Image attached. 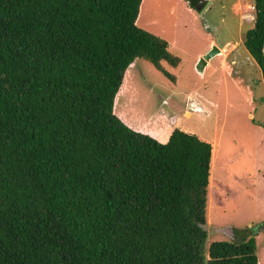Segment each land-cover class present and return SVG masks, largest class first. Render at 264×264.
I'll list each match as a JSON object with an SVG mask.
<instances>
[{"label": "trees", "instance_id": "1", "mask_svg": "<svg viewBox=\"0 0 264 264\" xmlns=\"http://www.w3.org/2000/svg\"><path fill=\"white\" fill-rule=\"evenodd\" d=\"M139 5L0 0V264H258L250 229L206 246L212 142L178 127L160 142L112 111L135 59L174 79ZM253 12L243 44L264 80V0Z\"/></svg>", "mask_w": 264, "mask_h": 264}, {"label": "rangeland", "instance_id": "2", "mask_svg": "<svg viewBox=\"0 0 264 264\" xmlns=\"http://www.w3.org/2000/svg\"><path fill=\"white\" fill-rule=\"evenodd\" d=\"M253 13V0H207L201 13L189 0H140L136 23L168 42L178 61L162 64L174 79L135 59L112 111L160 142L174 127L212 142L206 246L250 229L264 264V80L243 44ZM212 45L219 53L197 72L195 62Z\"/></svg>", "mask_w": 264, "mask_h": 264}, {"label": "water", "instance_id": "3", "mask_svg": "<svg viewBox=\"0 0 264 264\" xmlns=\"http://www.w3.org/2000/svg\"><path fill=\"white\" fill-rule=\"evenodd\" d=\"M194 1V7L201 13L203 10V4L207 3L205 0H193ZM219 53V48H217L215 45H212L211 48L206 51L202 56H200L197 61L195 62L194 68L197 70V72L201 73L204 70L205 65L207 62L215 55Z\"/></svg>", "mask_w": 264, "mask_h": 264}, {"label": "clouds", "instance_id": "4", "mask_svg": "<svg viewBox=\"0 0 264 264\" xmlns=\"http://www.w3.org/2000/svg\"><path fill=\"white\" fill-rule=\"evenodd\" d=\"M196 1V0H195ZM206 2H207V0H205ZM194 2V1H193ZM195 4V3H194ZM207 6V3L205 4H203V10L205 9V7ZM198 11V10H197ZM199 12V11H198ZM208 63V62H207Z\"/></svg>", "mask_w": 264, "mask_h": 264}, {"label": "bare ground", "instance_id": "5", "mask_svg": "<svg viewBox=\"0 0 264 264\" xmlns=\"http://www.w3.org/2000/svg\"><path fill=\"white\" fill-rule=\"evenodd\" d=\"M221 54V53H220Z\"/></svg>", "mask_w": 264, "mask_h": 264}]
</instances>
